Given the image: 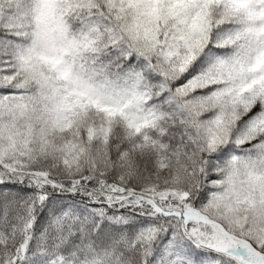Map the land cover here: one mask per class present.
<instances>
[{"label":"snow or ice","instance_id":"snow-or-ice-1","mask_svg":"<svg viewBox=\"0 0 264 264\" xmlns=\"http://www.w3.org/2000/svg\"><path fill=\"white\" fill-rule=\"evenodd\" d=\"M0 264H264V0H0Z\"/></svg>","mask_w":264,"mask_h":264}]
</instances>
